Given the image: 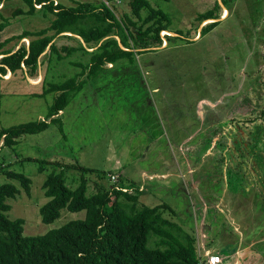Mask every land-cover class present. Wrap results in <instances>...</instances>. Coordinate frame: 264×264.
I'll return each instance as SVG.
<instances>
[{
    "label": "rangeland",
    "instance_id": "obj_1",
    "mask_svg": "<svg viewBox=\"0 0 264 264\" xmlns=\"http://www.w3.org/2000/svg\"><path fill=\"white\" fill-rule=\"evenodd\" d=\"M54 1L73 6L85 0ZM128 1L107 2L118 18L126 14L136 22ZM147 2L167 12L169 30L181 34L162 31V43L149 47V52L134 53L131 63L120 59L113 66L107 64L88 78L56 115L61 132L53 123L38 133L17 137L9 147H0V183L18 186L3 170L23 172L31 180L28 194L20 188L19 194L7 201V217L20 218L25 235L44 234L84 217L83 211L63 209L49 224L40 220L39 208L48 201L41 186L52 170L47 163L57 161L78 166L64 172L70 188H76L84 174L87 193L107 189L112 184L110 174H118L120 184L134 185L135 193L139 186L144 189L139 204L167 203L170 209L164 215L195 236L200 256L205 252L220 255L222 264H264V212L258 196L259 180L264 183L261 173L257 170L249 176L252 163L241 158V165L248 169L247 192L229 190L223 179L224 167L216 158L218 149L212 143L203 153L210 130L217 131L213 142L222 137L225 150L232 152L239 139L247 143L238 128L243 121L255 119L264 124V0ZM17 8L26 10V5L20 0L0 2V13L8 19L0 43L22 31L44 28L53 18L40 10L13 15ZM224 10L227 15L222 18ZM208 11L215 18L208 22L217 20V24L200 38L201 28L209 24L200 23V16ZM141 14L144 17L147 11ZM62 36L54 39L59 49L75 48L81 42L71 34ZM31 38L10 40L1 50L22 43L27 46ZM79 57L84 59L75 51L69 59L47 67L46 58L40 56L31 76L24 67L0 77V130L47 118L57 94L40 93L48 88L47 82L79 73L80 68L68 63ZM40 161L45 162L41 172L37 169ZM79 167L91 171L82 174Z\"/></svg>",
    "mask_w": 264,
    "mask_h": 264
},
{
    "label": "trees",
    "instance_id": "obj_2",
    "mask_svg": "<svg viewBox=\"0 0 264 264\" xmlns=\"http://www.w3.org/2000/svg\"><path fill=\"white\" fill-rule=\"evenodd\" d=\"M4 0H0L2 3ZM26 5V10L17 8L13 15L34 14L42 11L53 16L48 26L37 31H22L12 35L0 43V77L6 72L12 75L16 70L24 67L28 76L37 69L39 57L44 56L47 64L69 59L73 53L79 52L82 58L68 62L80 68V72L59 82H47L40 93H53L51 105L48 107L47 118L29 120L0 130V147H9L17 142V137L24 134L38 133L50 124H56L62 131V124L56 117L70 103L88 78L95 76L107 64L118 60L132 62L134 53L149 52L148 48L162 43L160 32L169 31L170 19L167 12L160 8L151 7L148 0H129L128 7L132 21L123 14L118 18L115 13L102 1L93 3L85 0L74 3L73 6H63L54 0H20ZM167 1V0H165ZM55 3V4H53ZM35 5H38L35 8ZM147 11L142 16V11ZM201 22L215 19L208 11L200 16ZM140 23V25H137ZM205 23V22H204ZM217 22L209 23L201 28L202 33L212 29ZM8 25V19L0 13V32ZM52 34H49V33ZM181 34L180 32H174ZM62 34H71L79 38L75 48H57L54 39ZM29 39L28 45L23 43L15 49L1 50L7 42L13 39ZM165 35V38L177 36ZM68 37L71 36H62ZM137 50V51H136ZM142 50V51H139ZM264 59V52L262 55ZM81 59L84 62H80ZM81 78L79 80L78 78ZM41 81V79H40ZM46 82V81H45ZM264 99V96L262 97ZM264 113L262 109L261 114ZM49 120V121H48ZM48 121V122H47ZM241 136L247 139L243 143L240 139L235 142V149L225 150L223 139L213 142L216 129L210 130L207 138V148L212 143L217 160L223 169L225 186L237 189L241 193L247 192L248 179L242 159L246 157L252 163L249 176H254L257 170L264 179V124L255 119L243 121ZM221 139V140H220ZM242 146V147H241ZM243 148V149H242ZM225 150L222 156V151ZM227 155L225 156V154ZM234 153V154H233ZM235 158L241 161L236 162ZM45 162L40 161L38 171L45 170ZM52 170L42 183L43 195L48 201L39 208L40 220L49 224L57 219L61 210L71 213L84 212L82 219L70 220L60 227L46 233L25 235L20 218L8 219L7 212L10 205L7 201L19 194L20 188L28 194L31 180L23 172L3 170L7 179L17 181L18 186L0 183V264H195L198 260L196 238L189 231L182 228L175 221L167 218L164 211L169 210L167 203L161 202L148 207L139 204V197L143 189L134 185L120 184L118 174H110L112 184L107 189H98L87 193V181L83 173L91 171L89 168L79 167L83 175L76 188H70L66 183L64 172L67 169H78V166L64 165L57 161L48 162ZM223 182V181H222ZM259 201L264 212V183L259 180Z\"/></svg>",
    "mask_w": 264,
    "mask_h": 264
},
{
    "label": "built area",
    "instance_id": "obj_3",
    "mask_svg": "<svg viewBox=\"0 0 264 264\" xmlns=\"http://www.w3.org/2000/svg\"><path fill=\"white\" fill-rule=\"evenodd\" d=\"M109 0H102V2L112 10L111 6L108 5ZM118 0H115L114 4L117 3ZM222 258L217 255H210L208 252H205L203 256H198V260L195 264H222Z\"/></svg>",
    "mask_w": 264,
    "mask_h": 264
},
{
    "label": "bare ground",
    "instance_id": "obj_4",
    "mask_svg": "<svg viewBox=\"0 0 264 264\" xmlns=\"http://www.w3.org/2000/svg\"><path fill=\"white\" fill-rule=\"evenodd\" d=\"M227 15V12L225 11V13L222 15V18H224ZM167 33H169V31H166ZM172 32H170L169 34H171Z\"/></svg>",
    "mask_w": 264,
    "mask_h": 264
},
{
    "label": "crops",
    "instance_id": "obj_5",
    "mask_svg": "<svg viewBox=\"0 0 264 264\" xmlns=\"http://www.w3.org/2000/svg\"><path fill=\"white\" fill-rule=\"evenodd\" d=\"M224 12H225V10H224ZM205 23H209L208 21L207 22H205ZM162 175H166V173L165 174H162ZM140 187V186H139ZM143 191H144V189H143ZM198 254H200V252L198 251ZM217 256H220V255H217ZM221 257V256H220ZM222 258V257H221ZM224 260V259H223ZM235 264V263H234Z\"/></svg>",
    "mask_w": 264,
    "mask_h": 264
},
{
    "label": "water",
    "instance_id": "obj_6",
    "mask_svg": "<svg viewBox=\"0 0 264 264\" xmlns=\"http://www.w3.org/2000/svg\"><path fill=\"white\" fill-rule=\"evenodd\" d=\"M217 21V20H216ZM216 21H214V22H216Z\"/></svg>",
    "mask_w": 264,
    "mask_h": 264
}]
</instances>
